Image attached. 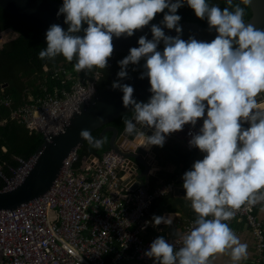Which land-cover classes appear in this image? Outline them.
<instances>
[{"label":"clouds","instance_id":"9594fccd","mask_svg":"<svg viewBox=\"0 0 264 264\" xmlns=\"http://www.w3.org/2000/svg\"><path fill=\"white\" fill-rule=\"evenodd\" d=\"M185 3L196 18L207 20L210 32L215 31L211 42L181 38L176 13ZM226 3L221 9L208 0H62L57 16L63 15L68 28L50 25L47 46L38 54L41 60L62 56L75 61L76 72H91L108 67L114 38L133 37L157 14L165 13L163 26L177 33L168 36L159 24H152V39L139 37L138 47L118 61L120 70L111 85L123 93L122 104L133 114L124 121L125 132L143 137L146 149L163 147L168 134L203 118L199 133L189 141L203 159L182 176L184 199L196 219L178 249L163 236L150 244L145 256L154 264H212L210 258L225 252L233 264H240L247 259L248 245L227 221L242 206L264 202V109L257 100L264 93V28L244 21V7L233 6V0ZM161 42L162 52L157 50ZM142 59L139 79H148L151 93L146 103L137 102L134 88L122 83L130 78L129 66ZM144 128L152 135H145ZM79 135L101 146L87 129ZM172 222L173 215L152 217L153 226Z\"/></svg>","mask_w":264,"mask_h":264},{"label":"built area","instance_id":"2783aa9c","mask_svg":"<svg viewBox=\"0 0 264 264\" xmlns=\"http://www.w3.org/2000/svg\"><path fill=\"white\" fill-rule=\"evenodd\" d=\"M96 73L92 77L82 72L81 77L56 69L54 76L70 82L69 91L26 104L10 117L40 133L43 142L49 141L93 96L94 82L100 76ZM199 130L197 126L185 130V147L190 148L189 141ZM36 158L37 153L25 161L16 158L18 165L9 169L8 176L0 173V192L17 187ZM77 160L76 151L64 159L51 188L42 196L13 210H0V264H154L145 252L157 237L163 236L177 249L182 246L193 220H177L171 227L153 226L149 217L152 203L173 193L182 179L145 193L142 185L131 189V176L137 170L130 159L108 151L100 159L83 158L79 166ZM261 207L264 202L242 206L227 221H241L253 237L254 264H264V231L257 217ZM148 230L161 233L150 235Z\"/></svg>","mask_w":264,"mask_h":264},{"label":"water","instance_id":"95a60500","mask_svg":"<svg viewBox=\"0 0 264 264\" xmlns=\"http://www.w3.org/2000/svg\"><path fill=\"white\" fill-rule=\"evenodd\" d=\"M61 6L62 3L51 0H0V9L42 33H46L52 24H59L65 31L67 30L68 25L64 23L63 15L57 16ZM248 7L251 16L246 23H252L258 28H264V0H252L251 6ZM152 24L156 23H150L142 30L137 31L131 38H114V54L128 55L130 48L138 47V39L141 35H146L148 39H152L150 31ZM159 25L163 28L166 35L173 37L177 35L174 30L167 29L163 24ZM178 26L182 27L180 35L184 40L194 37L197 40L211 42L216 36L214 30L211 32L208 30V24L205 28L195 24H178ZM83 27L86 28V25ZM78 35L82 36L83 31ZM163 47L161 42L157 50L162 52ZM141 72L129 76L130 78L122 81V83H127L134 88L133 97L137 102L146 103L151 96L150 85L146 77L142 80L139 79ZM122 95L123 93L120 90H113L110 85L100 91H95L87 103L81 104L78 113L72 115L63 131L56 136H52L49 141L42 143L36 152V161L24 180L10 191L0 192V210H13L49 191L62 167L64 159L70 153L76 151L84 142L90 144L79 135L85 129L92 133L99 128H103L97 138L98 141H102L105 134L110 132L109 151L122 158L130 159L136 170H138L139 166L146 170L151 162L157 166V159L160 155L159 147L151 146L146 149L142 146L143 137L139 135L129 136L125 132V128L118 134L114 127L107 126L122 115L131 114L130 119L132 118L133 114L130 109L125 108L122 104ZM257 100L261 109H264V93L260 94ZM202 125L203 118L199 119L195 124L199 128ZM190 126L185 125L182 131ZM247 127L248 125L245 126V128ZM142 131H144L145 135H152L151 129L144 128ZM182 131L169 135H176ZM93 157V155L89 156V158ZM136 175L137 171L131 177ZM135 188L131 187V189ZM144 191L148 193L147 188H144Z\"/></svg>","mask_w":264,"mask_h":264},{"label":"trees","instance_id":"16d2710c","mask_svg":"<svg viewBox=\"0 0 264 264\" xmlns=\"http://www.w3.org/2000/svg\"><path fill=\"white\" fill-rule=\"evenodd\" d=\"M51 1L62 3V0ZM208 2L210 5H219L221 9L227 7L226 0H208ZM236 4L245 8L243 18L245 22L248 21L251 16L249 7L244 5L242 0H233V6ZM164 14H157L150 23L162 24ZM176 14L181 17L179 24H195L202 28H205L208 24L206 19L196 18L194 12L186 3L178 9ZM6 31L14 33L16 37L0 46V173L4 176L9 175L10 168L17 167L16 158L27 160L37 152L43 143L40 133L28 130L10 117L12 111L26 104H34L37 100L47 96L59 95L61 91H69L70 82H66L63 77L54 76L56 69L62 71L64 69L74 76L79 75L82 77L83 75L82 72L75 71V61L69 63L62 56H57L54 60L39 59V51L47 46L45 33L22 23L0 9V33ZM125 56L127 55L113 54L106 69H94L89 72L92 77L93 72L98 71L100 73L98 80L94 82L95 91H100L112 85L120 70L118 61ZM144 63L145 61L142 59L139 65H130L128 68L129 76L143 71ZM133 67H135V70H133ZM3 101L8 102V105H4ZM130 117L131 114L122 115L107 126L114 127L120 134L125 128L124 121L130 119ZM102 129L99 128L91 133L94 140H97ZM110 137L111 133L107 132L101 141V146L98 148L84 142L76 150L78 160L75 165L79 166L82 159L90 155L100 159L110 149ZM153 182V180L150 181V186L153 185ZM2 186L0 179V190ZM160 199H156L154 203H160L162 201ZM158 215L154 214L153 216Z\"/></svg>","mask_w":264,"mask_h":264},{"label":"crops","instance_id":"0c3cea01","mask_svg":"<svg viewBox=\"0 0 264 264\" xmlns=\"http://www.w3.org/2000/svg\"><path fill=\"white\" fill-rule=\"evenodd\" d=\"M0 36L2 37L0 46L16 37V35L10 31L0 33ZM244 126H247V124ZM184 131L176 135L168 134L166 136L163 147H159L160 155L157 159V166H155L153 162L148 165L146 170L139 166L137 175L134 176L133 180H131L132 187L142 185L144 188H147L148 193H151L163 184L182 179L183 174L186 171L191 170L195 161L203 159L204 154L198 149L194 147L187 148L184 146ZM151 180L154 182L153 185L150 186ZM182 184L183 182L177 186L173 193L161 197L160 200L162 201L160 203H154L155 201L152 203L149 210L150 219H152L154 214L158 215L161 211L158 216L173 215V222L171 226H173L177 220L189 219L195 221L196 214L193 212L190 202L184 199L185 192ZM257 217L262 224L264 231V207L258 209ZM229 227L239 237L242 243H246L248 245L247 259L241 261L240 264H254V261L257 258V252L255 250L253 237L239 220L229 223ZM158 233L161 232H158L157 230H148V234L150 235ZM210 259L212 264H233L228 252H225L224 254H217L215 257Z\"/></svg>","mask_w":264,"mask_h":264},{"label":"rangeland","instance_id":"374dc122","mask_svg":"<svg viewBox=\"0 0 264 264\" xmlns=\"http://www.w3.org/2000/svg\"><path fill=\"white\" fill-rule=\"evenodd\" d=\"M190 127H191V126H190ZM188 128H189V127H188ZM188 128H187V129H188ZM184 132H185V131H184ZM191 148H193V147H191Z\"/></svg>","mask_w":264,"mask_h":264},{"label":"bare ground","instance_id":"6f19581e","mask_svg":"<svg viewBox=\"0 0 264 264\" xmlns=\"http://www.w3.org/2000/svg\"><path fill=\"white\" fill-rule=\"evenodd\" d=\"M261 108V106H259Z\"/></svg>","mask_w":264,"mask_h":264}]
</instances>
